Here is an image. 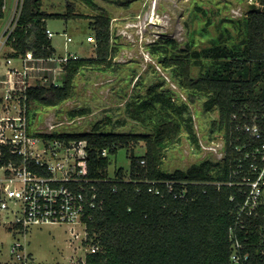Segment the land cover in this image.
Instances as JSON below:
<instances>
[{"label": "trees", "instance_id": "obj_1", "mask_svg": "<svg viewBox=\"0 0 264 264\" xmlns=\"http://www.w3.org/2000/svg\"><path fill=\"white\" fill-rule=\"evenodd\" d=\"M83 1L97 13L91 23L95 57L69 60L62 85L28 89L26 105L55 107L71 97L73 80L81 69L103 70L110 66V57L115 54L110 42V18L92 0ZM261 4L262 9L253 8L247 13L245 47L241 53L216 47L194 54L192 58L214 61L205 76L191 77L188 54L173 53L160 59L163 67L176 72L179 86L186 91L190 103L205 97L206 108H216L218 112L216 126L224 130L225 156L214 174L210 173L209 162L192 166L186 172L165 174L160 170L164 149L177 141L182 128L191 142L197 144L187 105H176L161 92L150 94L132 115L137 120H151L152 135L105 133L95 127L81 135L38 136L48 142L59 141L65 147L72 141H85L84 165L93 179L108 175L109 157L117 150L125 149L130 159L128 172L116 168L115 181L98 184L103 205L93 212V220L87 224L85 242L98 250L86 255L85 264H231L228 227L233 222L235 202L229 198L235 189L217 188L209 182L227 180L228 167L235 156L232 128L248 121L253 114H264V0ZM4 5L5 0H0V19L4 16ZM82 17L75 13L72 3L66 5L64 15L57 16L41 11V0H22L16 27L7 41L14 50L9 57L51 56L54 49L45 34L46 21ZM164 43L175 47L172 40ZM155 102L160 104L158 109ZM152 116L156 119L152 120ZM139 142L145 146L144 153L137 156L134 148ZM103 150L107 152L105 157L101 156ZM7 156L0 160V166L6 163ZM125 176H129L128 181L121 180ZM167 182H173L176 195L184 191V197L174 198L173 193H168ZM151 187L159 189L161 195L149 192ZM261 224L257 222L251 230L252 246L247 249L249 259L245 264H264V256L256 244Z\"/></svg>", "mask_w": 264, "mask_h": 264}, {"label": "rangeland", "instance_id": "obj_2", "mask_svg": "<svg viewBox=\"0 0 264 264\" xmlns=\"http://www.w3.org/2000/svg\"><path fill=\"white\" fill-rule=\"evenodd\" d=\"M92 1L110 18V42L115 50L110 66L103 70L81 69L73 80L69 99L55 107L27 105L25 117L20 114L22 106H17L16 100L7 107L0 100V116H3L0 118H22L15 123L17 128H26L30 137L37 138L39 135H81L95 127L105 133L152 135L151 120H137L132 115L150 94L161 92L176 105H187L197 144L191 142L182 128L177 141L164 149L160 170L165 174L186 172L192 166L209 162L212 164L210 173L214 174L224 156V130L216 126L218 112L216 108H206L205 97L190 103L186 91L179 86L176 72L163 67L160 59L173 53L188 54L191 77L205 76L214 61L192 58L194 54L216 47L241 53L245 47L247 13L253 8L262 9L261 0ZM20 2L5 0L4 16L0 19L1 41ZM68 3H72L75 13L83 17L68 21L48 19L46 28L54 34L51 46L57 55L74 53L79 58L95 57L96 43H89L87 38L94 36L91 23L97 13L83 0H41V11L62 16ZM64 33L72 39L66 47ZM167 40H172L175 47L165 44ZM12 53L8 45L0 48V80L5 74V60ZM154 104L158 109L160 104ZM12 105L16 106L10 108ZM155 119L152 116V120ZM144 146L143 142L135 146L137 156L144 153ZM109 162L110 176L116 168L128 172L130 167L125 149L117 150L109 157ZM6 230L0 217L1 261L5 260L14 241ZM73 231L68 225H33L25 230L24 237L16 236V239L25 242L26 250L37 264H84L90 251V244L85 243L87 233L79 226Z\"/></svg>", "mask_w": 264, "mask_h": 264}, {"label": "built area", "instance_id": "obj_3", "mask_svg": "<svg viewBox=\"0 0 264 264\" xmlns=\"http://www.w3.org/2000/svg\"><path fill=\"white\" fill-rule=\"evenodd\" d=\"M21 4L22 0L9 27L3 32L0 48L8 45ZM45 34L50 40L54 37L48 28ZM62 36L66 47L72 39L65 33ZM87 41L96 42L92 36ZM77 58L74 53L61 56L55 51L47 58L32 55L8 57L4 63L6 68L3 67L5 74L0 80V100L5 107L16 100L17 106H22L20 114L25 117L27 90L61 86L67 62ZM17 121H22V118H0V160L8 155L6 163L0 166V217L7 227V234L14 238L8 255L4 261L0 260V264H37L26 250L25 242L16 236L24 237L25 230L33 225H68L71 232L79 226L87 233L93 212L103 205L98 184L112 181L115 177L114 174L101 179L88 176L84 165L87 156L85 141H72L66 147L59 141L46 142L40 137H30L26 128H17ZM232 133L235 135L231 140L235 156L229 164L227 180L209 184L235 189V194L229 198L235 202L233 222L228 227L231 243L229 261L231 264H245L249 259L247 249L252 246L249 243L253 235L251 230L257 222L262 223L257 232V249L264 256V114L251 115L248 121L232 128ZM223 148L225 156V144ZM106 155L103 150L101 156ZM121 180L128 181L129 176ZM165 185L167 192L173 193V182ZM149 192L161 195L154 187L149 188ZM184 193H173V197L182 198ZM97 250L98 247L90 245L88 254Z\"/></svg>", "mask_w": 264, "mask_h": 264}]
</instances>
